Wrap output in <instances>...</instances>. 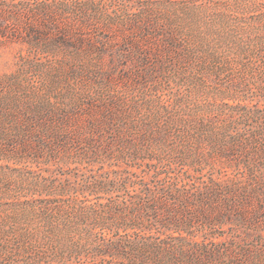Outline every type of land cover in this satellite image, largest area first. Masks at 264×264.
Segmentation results:
<instances>
[{
    "label": "rangeland",
    "instance_id": "374dc122",
    "mask_svg": "<svg viewBox=\"0 0 264 264\" xmlns=\"http://www.w3.org/2000/svg\"><path fill=\"white\" fill-rule=\"evenodd\" d=\"M76 1L90 19L81 34L94 44L63 46L55 33L28 44L0 43V192L7 193L0 201V264H103L75 253L76 242L101 243L102 231L87 222L86 241L78 217L54 224L12 220L15 199L59 195L65 186V200L79 209L112 201L90 195L84 187L94 181L144 168L179 172L180 158L201 162L202 173L222 168L242 175L245 162L264 161V0ZM54 19L65 24L70 16ZM46 100L57 112L75 111L68 124L73 142L59 150L52 139L46 148L34 143L43 133L36 128L27 141L18 135ZM90 123L98 125L84 143ZM50 129L49 136L60 137L58 124ZM256 136L261 142L242 164L231 157L229 168L218 146ZM137 154L146 159L133 162ZM263 190L244 206L257 215L254 223L242 229L195 224L198 241L210 246L216 239L215 259L206 264H264Z\"/></svg>",
    "mask_w": 264,
    "mask_h": 264
},
{
    "label": "trees",
    "instance_id": "16d2710c",
    "mask_svg": "<svg viewBox=\"0 0 264 264\" xmlns=\"http://www.w3.org/2000/svg\"><path fill=\"white\" fill-rule=\"evenodd\" d=\"M81 3L76 0H0V43L28 44L38 41L43 33H55L63 46L69 47L72 43L74 46L71 47L81 48L85 41L92 45L95 40H86V36L81 34V29H87L90 20L81 9ZM64 14L70 16L69 21L65 24L55 21V17ZM81 21H85L82 28L78 26ZM38 106L40 109L37 110L41 113L30 114L18 135L27 141L33 135L31 129L36 128L43 133L37 134L34 143L42 148L48 146L49 139H52V146L56 147L57 144L58 150L65 144L69 145L73 132L68 124L75 111L57 112L54 104L48 100ZM54 123L61 129L60 137L57 138L49 136ZM97 125L89 124L84 143L91 142ZM258 139L256 136L244 142L241 137H237L229 145L220 144L218 149L229 162L231 157L237 156L240 165V159L247 155L250 147L261 142ZM145 159L139 154L131 160ZM180 159L183 161L179 172H169L168 166L163 173L144 168L139 175L128 172L124 178H105L84 187L92 190L90 195L109 196L112 199L110 203L88 201L91 204L77 209L73 204L69 205V198L65 200L69 190L64 186L59 195L53 196L49 194L52 191H49L46 198L25 202L15 199L16 202L11 203V219L54 224L59 219L73 221V218L78 217L81 224L75 226H84L82 231L87 233L86 241L91 237V232L86 230V223L89 222L92 228L102 231L104 237L98 244L76 242L75 253L84 257L91 255L103 264H206L215 259L210 246L217 248L216 239L211 237L210 246L198 241L194 233V230L197 231L194 229L195 224L204 223L210 227L231 225V228L242 229L254 223L257 215L249 214L244 206L256 192L264 189V161L258 165L253 159L255 163L251 166L245 162L243 169L247 173L242 175L238 172L229 173L222 168H211L209 173H202V164L198 160L188 162V159ZM167 164L171 166L172 161L169 159ZM192 165L199 170L191 169ZM231 165L232 162L229 168ZM114 193L118 196L113 198ZM5 195L6 190L0 192V201ZM2 215L3 206L0 204V220L3 224L5 218ZM121 230L128 232L129 236H119ZM112 232L116 234V239H106ZM27 241L24 242L25 247ZM241 248L247 249L244 245Z\"/></svg>",
    "mask_w": 264,
    "mask_h": 264
}]
</instances>
